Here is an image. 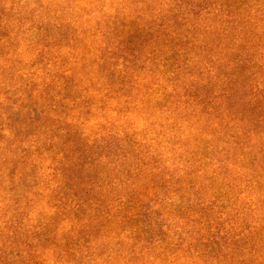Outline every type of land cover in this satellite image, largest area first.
I'll return each instance as SVG.
<instances>
[{
	"label": "rangeland",
	"instance_id": "obj_1",
	"mask_svg": "<svg viewBox=\"0 0 264 264\" xmlns=\"http://www.w3.org/2000/svg\"><path fill=\"white\" fill-rule=\"evenodd\" d=\"M116 1L0 0V264H190L181 259L177 244L182 238L189 243L198 228L192 214L198 210L193 185L210 171L203 164L204 173L197 179L199 164L191 154L199 149L201 158L214 156L207 149V143L213 145V129H198L197 121L181 115L180 109L174 113L175 104L164 101L167 83L156 73L157 61L145 62L144 48L133 38L123 40L118 27L109 24ZM213 1L206 0L205 6ZM225 1L232 10L241 11L237 19L246 20L241 27L251 32L250 45L255 48V32L264 45V22L260 21L264 12L256 11L258 0ZM107 49L112 54L103 62L100 56ZM237 69L241 80L251 76L264 82V69L255 75L254 68L244 76V68ZM30 108L35 109L31 114ZM55 114L70 128L97 141L109 133L117 139H132L137 148L132 154L145 155L162 166L154 177L158 186L152 188L153 198L144 203L152 214L147 213L141 222L142 245L130 246L123 234L111 240L98 230H93L88 241L67 234L73 225L59 213L57 202L62 190L58 172L69 168H62L58 160L69 148L59 144V138L50 140L39 123L44 116L51 120ZM199 132L197 145L194 139ZM16 133L17 144L11 146ZM22 148L25 160L32 162L29 170L17 158ZM249 156L255 157V149ZM104 163L90 173L106 175L105 182L111 184L116 171ZM230 166L219 182H213L215 186L227 184L224 202L234 204L224 206L222 217H228L227 222L235 219L236 232L243 239L227 264H261L249 252L255 233L264 236V230L259 231L260 224L264 229V214L255 209V168L242 170L239 160ZM139 176L148 178L143 172ZM66 179L61 180L65 183ZM109 191L107 186L99 192L112 199ZM116 191L123 194L126 189ZM247 238L252 244L247 245ZM71 245L72 251L68 249Z\"/></svg>",
	"mask_w": 264,
	"mask_h": 264
},
{
	"label": "trees",
	"instance_id": "obj_2",
	"mask_svg": "<svg viewBox=\"0 0 264 264\" xmlns=\"http://www.w3.org/2000/svg\"><path fill=\"white\" fill-rule=\"evenodd\" d=\"M258 2L256 11L262 13L264 0ZM115 3L116 12L109 15V24L118 27L123 40L128 42L133 38L137 46L144 48L145 62L157 61L156 73L167 83L163 91L164 101L175 104L174 113L180 109L181 115L197 121L198 129H213V145L207 143V149L214 151V156L201 158L199 149L191 154L199 164L195 169L197 179L204 173L203 164L209 165L210 171L203 181H196L195 187L193 185V199L196 197L198 210L192 214L198 228L191 232L189 243L180 239L177 244L179 255L183 260L188 259L190 264L198 261L227 264L242 237L236 232L235 219L230 218L231 221L227 222L228 217H222L224 206L234 204L224 202L227 184L215 186L213 182H219L221 173H228L230 165L235 166L238 160L242 170L251 166L254 171L255 168L253 187L258 192L255 209L264 214V82L254 81L251 76L241 80L237 69L239 66L244 68L243 76L252 73L254 68L255 75L262 73L264 45L261 37L255 32V48L252 43L250 45L251 32L241 27L245 26L246 20L237 19L241 11L232 10L225 0H214L206 6V0H131L136 9L128 5V0ZM260 21L264 22V18L261 17ZM104 51L100 60L107 62L112 52L111 49ZM239 51L241 54L237 55ZM34 110L30 108V114ZM33 119L37 120L36 117ZM39 123L44 125L50 140L59 138L60 143H57L69 148L58 160L62 168L71 169L58 172L62 190L58 191L57 202L59 213L73 225L67 234L88 241L94 236L93 230H98L105 232L111 240L123 234L130 246L142 245L140 242L144 237L140 235L143 236L145 231L141 222L147 213L152 214V209L145 208L144 203L153 198L152 188L158 186L154 177L162 166L149 161L145 155L132 154L137 151L132 139H117L109 133L108 138L100 137L97 141L70 128L57 114L51 120L44 116ZM17 137V133L12 135L11 146L17 144ZM200 137L199 132L194 139L197 145ZM253 149L255 157L251 159L249 154ZM25 154V148H22L17 158L29 170L32 162L25 160ZM101 161L116 171L117 176L111 184L105 182L106 175L90 173ZM142 172L148 176L146 181L139 176ZM62 178L67 182L63 183ZM107 186L111 190L109 193L113 194L112 199L107 193H100ZM118 187L126 192L117 193ZM160 187L164 188V184ZM95 193L97 197L94 198ZM263 230L260 224L259 231ZM256 235L253 248L249 245V252L255 256V261L264 264V236L259 238ZM244 244L246 246V241ZM248 244H252L249 238ZM68 249L72 251V245ZM246 251L247 247H244L242 252ZM87 256L91 257V254ZM101 258L97 256V260Z\"/></svg>",
	"mask_w": 264,
	"mask_h": 264
}]
</instances>
